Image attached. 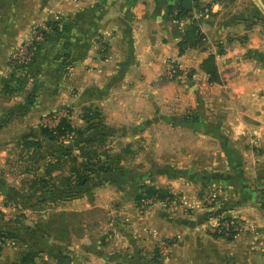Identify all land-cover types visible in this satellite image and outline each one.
Returning <instances> with one entry per match:
<instances>
[{"label": "crops", "instance_id": "crops-1", "mask_svg": "<svg viewBox=\"0 0 264 264\" xmlns=\"http://www.w3.org/2000/svg\"><path fill=\"white\" fill-rule=\"evenodd\" d=\"M178 2L0 0V143L19 142L24 150V138L38 133L23 130H39L47 114L98 109L111 130L107 143L116 168L98 174L91 199L49 197L42 218L38 181L46 170L15 171L16 184L8 179L11 170H1L0 232L21 246L4 249L0 264H23L29 248L35 264H157L162 242L171 243L160 264H264V0L194 1L189 15L176 20L170 8ZM204 7L209 13L200 19L202 46L181 53L179 43ZM56 18L72 28L64 40L70 50L61 38L50 40L32 66L45 81L25 83L21 95L7 94L5 88L22 76L9 68V57L31 28H46ZM67 52L72 66L63 74L56 59ZM210 55L216 56L221 85L201 70ZM171 59L179 66L174 79ZM72 126L87 125L82 119ZM75 141L66 145L79 155ZM47 146L25 152L37 161ZM66 176L67 167L54 171L52 188L61 191ZM143 184L172 199L142 213L136 198ZM209 186L227 192L217 209L239 222L232 240L210 227L213 209L199 196ZM13 209L16 217L7 219ZM27 212L29 221H18ZM76 214L83 217L70 216Z\"/></svg>", "mask_w": 264, "mask_h": 264}, {"label": "trees", "instance_id": "trees-1", "mask_svg": "<svg viewBox=\"0 0 264 264\" xmlns=\"http://www.w3.org/2000/svg\"><path fill=\"white\" fill-rule=\"evenodd\" d=\"M182 2L183 0H179L178 4L170 8L171 14H174L176 10L179 11V15L175 17L176 20H181L190 13L184 9ZM71 30L72 28L62 24V21L54 19L50 20L47 23L46 28H41L39 30L44 37V41L37 44L35 55L31 64L28 67H15V72H18L21 69H28L29 67V69H32V66L36 62L38 53L48 49L47 45L50 43V40L52 41L53 39L61 38V41L59 42L62 44L63 49L65 51H69L70 44L65 41L67 39L66 36L71 32ZM203 40L204 34L200 28V20L192 21L179 43L181 53L186 51L188 48L201 47ZM56 60L59 62V68L62 73L66 74L68 69L72 66L71 53L67 52L58 57ZM201 70L209 76L210 83L219 85L223 84V79L219 72L215 55H210L203 61L201 64ZM27 78H29V71L27 72L26 77L19 79L15 87L7 86L5 88V92L9 95L23 94L25 92L24 80ZM33 88V90H38L39 86L36 85V87ZM28 94L29 97L32 96V93ZM84 112L83 119L87 126L83 130L74 128L69 118H62L56 127L41 126V138L28 135L23 140V148L29 152H35L43 149L46 143L61 145L60 150L52 151L48 154L52 161L48 164L45 175L38 181V184L40 185L38 192V194H40V203L46 202L49 197H54L59 200L78 199L90 192V188L93 186L95 179L97 182L98 174H109L116 171L114 163L112 162V159H110V151L104 150V152H102V149L105 147L108 142V138L110 137V129L105 126L104 117L98 109L85 108ZM70 138H76L77 140L82 138L78 147L80 152L79 155H75L73 153V149L66 146V141ZM68 161H72L75 164L69 168L67 166ZM65 167L69 170V176L61 178L59 184L62 189L61 191H59L60 189L54 190L51 186L54 185L52 183V174L54 171H62ZM33 195H37V193H34ZM149 199L165 202L167 200H171L172 195L167 191L157 189L154 186L146 184L140 185L139 194L136 198L138 207H140L144 201ZM216 235L218 237H222L220 234ZM12 237L13 236L10 233L0 232V238L3 240L12 239ZM227 239L232 240L233 237H228ZM156 255L157 264H160L158 261L162 256L160 255L159 249H157ZM35 257V254L29 252L22 258V263L35 264Z\"/></svg>", "mask_w": 264, "mask_h": 264}, {"label": "rangeland", "instance_id": "rangeland-1", "mask_svg": "<svg viewBox=\"0 0 264 264\" xmlns=\"http://www.w3.org/2000/svg\"><path fill=\"white\" fill-rule=\"evenodd\" d=\"M36 29V27L35 28H31V31H29V35H28V37H27V40H26V42L28 41V38H29V36L31 35V33H32V31H34ZM25 42V43H26ZM17 51V50H16ZM15 51V52H16ZM14 52V53H15ZM13 53V54H14ZM13 54H11V56L13 55ZM10 56V57H11ZM9 57V58H10ZM10 60V59H9ZM51 67V66H50ZM168 67H169V77L170 78H175L176 76H171V72H170V70H171V65H169L168 64ZM9 68H11L10 66H9ZM30 68V67H29ZM21 69V70H19L18 72H20V73H22V76H21V78L22 77H26V74H27V72L29 71V75H31L32 77H33V82H29V80L31 79V77L30 78H27V79H25L24 81H25V83L27 84V83H31V85L33 86V84H37V85H39V82H41L42 80H43V82L45 81V76H42V74H40L38 71H33V69ZM12 70H14L15 69V67H13V68H11ZM50 70H51V68H50ZM49 69H48V71L47 72H49L50 71ZM15 71V70H14ZM45 71V70H44ZM37 73H38V75H37ZM40 74V75H39ZM42 77V78H41ZM39 89V88H38ZM74 93H76L77 94V91L75 90L74 91ZM72 95H74L73 94V92H72ZM86 108V107H85ZM84 110L85 109H81V110H76V111H74L72 108H69V107H67V108H62V109H60V110H58V111H55V112H51V113H49V114H47L45 117H43V118H40V121H39V130H37V129H34L33 131L30 129V128H28V129H24L23 130V132H33V133H35V134H37L38 133V136H36V137H41V133H40V127L41 126H51V127H56L57 125H58V123L60 122V121H58V123L57 122H50V123H47V124H45V122L47 121H51L50 120V117L53 115V114H55L56 112H61V114H60V116H62V114H65L67 117L66 118H69L70 120H71V122H73V125H76V127H77V125H78V123H79V121L80 120H82L83 119V116H84ZM111 133V130L109 131V134ZM174 134V133H173ZM177 135H179V133H177ZM76 137V136H75ZM79 139H82V138H79ZM74 142V141H73ZM76 143H75V145L77 146V147H79V145H80V140H77V141H75ZM78 143H79V145H78ZM46 144H49V147H50V149H48V146H47V150H44L43 152H42V155H40V159L38 158V160L36 161V158L32 161V160H30L31 159V157L25 152V150H23L22 149V147H21V145H20V143L18 142L17 144L16 143H14V144H2V143H0V177L2 176V173H1V170H4V169H6V170H11L12 172L10 173V177L8 178L9 180H10V183L11 184H16L15 183V178H16V173H15V171H18V172H24V171H26L27 169H29L30 167H35V166H37V167H40V170H41V172H42V169H45V170H47V168H48V164L51 162L50 160H51V158L49 157V155H48V157H45V154H46V152L48 151V152H52V151H58V150H60V148H61V145H57V144H54V143H46ZM71 144V143H70ZM75 145H72V146H75ZM111 143L109 144V143H107L106 145H105V147L102 149V152H104V150H106V151H110L111 150ZM67 146V145H66ZM77 150H75V152H76ZM6 153V155H3V156H1V154H5ZM73 153H74V151H73ZM80 153V152H79ZM101 153V152H100ZM63 162V161H62ZM31 163H33V164H31ZM61 163V162H60ZM75 163H73L72 161H68L67 162V166L69 167V168H71L73 165H74ZM76 165H77V163H76ZM42 174V173H41ZM19 179V178H18ZM95 183H97L96 182V179H95V181H94V184ZM226 192V191H225ZM211 193H215V195H216V199H215V202L213 203V205H212V207H214L215 208V210H218L217 209V207L220 205H222L223 204V201H222V198H225V195L227 194V192H226V194L224 193V190H223V188L222 187H220V186H209V187H206L204 190H202V192H201V195L199 194V196H200V198L202 199V204H203V206L206 208V209H209V207H210V204L208 203V197L211 195ZM93 195V193H92V188H90V192L88 193V194H85V195H83L82 197H80V198H83L84 196H87L89 199H91V196ZM222 196V197H221ZM27 198V197H26ZM28 199V198H27ZM76 199V198H75ZM87 199V198H86ZM70 200H74V199H70ZM169 200H167L166 202H168ZM159 201H156V202H154V204H156V203H158ZM153 204V205H154ZM152 205V206H153ZM39 206H40V208H43V210H41V211H44V212H41L40 214H38L37 216H40L41 218L45 215V216H47L48 215V207H50L48 204H45V202H43V203H39ZM152 206H150V207H152ZM56 207H57V205H56ZM140 208V207H139ZM57 209V208H56ZM55 209V210H56ZM148 209V208H147ZM146 209V210H147ZM54 210V209H53ZM140 210V209H139ZM215 211H211V214L213 215V217H214V222L216 223L217 221H218V219L220 220V217L223 215H220V216H218V217H215V213H214ZM9 216H11V217H8L7 219H11V220H13L15 217H16V211L13 209V210H11V211H9ZM27 214H29V216L28 215H25V216H27V218H24V219H22V220H18V221H23L24 220V223H25V221H29V219H30V217L32 216L29 212H27ZM7 216H8V214H6ZM59 215H62V213H59V214H56L55 216H59ZM19 217L20 216H22V215H18ZM70 216H73V217H79V216H82L83 217V215H79V214H76V215H70ZM226 216H231V214H229V213H227L226 214ZM233 217V216H232ZM13 218V219H12ZM233 218H236V217H233ZM6 219V220H7ZM32 222V221H31ZM10 223H12V222H10ZM215 223H213V224H215ZM210 227L212 228V226L210 225ZM23 228H25V225H23ZM53 228L55 229V228H57V226L55 225V226H53ZM238 232H239V229H240V227H239V222H238ZM30 230H32V228H29V231ZM8 233V232H7ZM28 234H30V233H28ZM238 234V233H237ZM236 234V235H237ZM12 235V234H11ZM13 236V235H12ZM1 239V238H0ZM2 240V243H3V247L0 249V255H1V253H2V251L4 250V249H8V250H12L11 252H16V250H19V248H20V246H21V242L20 241H16V240H14L13 238L12 239H1ZM163 243V242H162ZM30 251V248L29 249H27L26 251H23V254L25 255V254H27V253H29V252H27V251ZM24 255H23V257H24ZM161 255V254H160ZM161 256H163V255H161ZM167 257V256H166Z\"/></svg>", "mask_w": 264, "mask_h": 264}, {"label": "built area", "instance_id": "built-area-1", "mask_svg": "<svg viewBox=\"0 0 264 264\" xmlns=\"http://www.w3.org/2000/svg\"><path fill=\"white\" fill-rule=\"evenodd\" d=\"M194 6V1H193ZM209 10L204 7L202 9H199L197 11V14L193 17L192 21H199L201 19V16L203 14H208ZM179 15V11L176 10L173 14L174 17ZM55 20H58L57 18ZM41 28L37 27L34 31H32L31 35L28 38V41L19 48L9 59V66L11 68L13 67H28L35 55L36 46L39 43H42L44 41V37L39 31ZM168 64L171 65V76H176L179 73V66L177 62L173 59L168 61ZM61 112H56L50 117L51 121H46L45 124L50 122H57L60 121L62 118H66L67 116L65 114H62L60 116ZM51 127V126H50ZM216 195L215 193H211V195L208 197V203L210 204L209 208H212L213 211H215V208L212 207L213 203L215 202ZM156 202L154 199H149L144 201L140 206V211L144 213L147 208L152 206ZM223 214V213H222ZM221 214V215H222ZM213 233L220 234L223 237H234L238 233V222L236 218H233L231 216L222 215L220 217V220H218L215 224H211ZM170 245L168 242H163L161 246L159 247L160 254L164 257L169 255V247ZM3 247L2 240L0 239V249Z\"/></svg>", "mask_w": 264, "mask_h": 264}, {"label": "water", "instance_id": "water-1", "mask_svg": "<svg viewBox=\"0 0 264 264\" xmlns=\"http://www.w3.org/2000/svg\"><path fill=\"white\" fill-rule=\"evenodd\" d=\"M182 6L184 7L185 10L191 12L193 10V1L192 0H183ZM222 214L221 210H217L215 212V217H218Z\"/></svg>", "mask_w": 264, "mask_h": 264}]
</instances>
